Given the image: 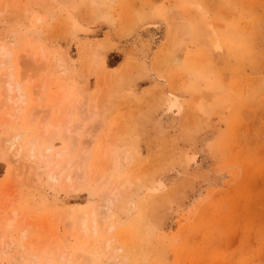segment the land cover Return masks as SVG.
<instances>
[{
  "label": "rangeland",
  "instance_id": "rangeland-1",
  "mask_svg": "<svg viewBox=\"0 0 264 264\" xmlns=\"http://www.w3.org/2000/svg\"><path fill=\"white\" fill-rule=\"evenodd\" d=\"M0 264H264V0H0Z\"/></svg>",
  "mask_w": 264,
  "mask_h": 264
},
{
  "label": "bare ground",
  "instance_id": "bare-ground-1",
  "mask_svg": "<svg viewBox=\"0 0 264 264\" xmlns=\"http://www.w3.org/2000/svg\"><path fill=\"white\" fill-rule=\"evenodd\" d=\"M178 105V104H177ZM175 106V105H174ZM173 107V106H172ZM176 107V106H175ZM167 108V107H166ZM171 108V107H170ZM184 108V107H183ZM177 110V111H176ZM176 110L174 109H169V110H165V114H161V119H162V116H164V122H165V125L167 124H174V122L176 121V119L178 118V113H179V108H176ZM178 112V113H177ZM183 112V111H182ZM164 113V112H163ZM182 114V113H181ZM159 118V119H160ZM163 124V122H162ZM161 124V125H162ZM173 126V125H172ZM169 127V126H168ZM171 127V126H170ZM169 127V128H170ZM177 127V126H176ZM166 128V127H165ZM68 180H71V177L70 176H67ZM92 218L95 220V214L93 213L92 214ZM79 226L81 227V229L83 230H88L87 229V219H86V215L83 217V219H80L79 221Z\"/></svg>",
  "mask_w": 264,
  "mask_h": 264
}]
</instances>
